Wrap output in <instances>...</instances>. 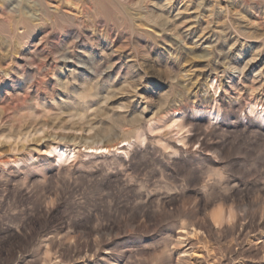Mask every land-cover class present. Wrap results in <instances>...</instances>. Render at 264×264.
Segmentation results:
<instances>
[{"label": "rangeland", "instance_id": "rangeland-1", "mask_svg": "<svg viewBox=\"0 0 264 264\" xmlns=\"http://www.w3.org/2000/svg\"><path fill=\"white\" fill-rule=\"evenodd\" d=\"M60 1L0 0V264H264V0Z\"/></svg>", "mask_w": 264, "mask_h": 264}, {"label": "bare ground", "instance_id": "bare-ground-1", "mask_svg": "<svg viewBox=\"0 0 264 264\" xmlns=\"http://www.w3.org/2000/svg\"><path fill=\"white\" fill-rule=\"evenodd\" d=\"M121 1V0H120ZM37 2V7H38V16H41L42 13H43V7H44V0H36ZM61 2V1H60ZM62 4H65L66 7H69V8H72L73 10L77 11V13H82L84 11V9L82 8V6L80 5V2L78 0H63L61 2ZM36 4V3H35ZM170 5V4H169ZM118 9V8H117ZM120 9V8H119ZM47 13V12H46ZM1 16H3L2 14H0ZM26 14L22 13V12H18V15L14 18H11V17H6V19L9 21V24L8 26H10V29L11 28H14L15 30H17L18 28L17 27H21V29H25L27 26H26V23H27V19L26 17L24 16ZM48 15V14H47ZM161 15V14H160ZM4 17V16H3ZM41 18H39L40 20ZM170 21V19L168 20ZM6 23V22H5ZM169 23V22H168ZM55 24V23H54ZM1 28V26H0ZM3 29V28H2ZM187 30V29H186ZM2 31V30H1ZM24 31V30H23ZM26 31V30H25ZM28 31V30H27ZM193 31V30H192ZM188 33V32H186ZM212 33V32H211ZM24 34V32L22 33ZM20 34V35H22ZM7 35V34H6ZM11 35V34H10ZM19 33H16V36H18ZM10 38V37H9ZM25 38V37H24ZM208 39V38H207ZM18 40V39H17ZM199 42V41H198ZM201 42V41H200ZM46 58V57H45ZM49 58V57H48ZM65 59V58H64ZM64 59H63V62H64ZM55 60V59H54ZM60 60V59H58ZM38 66V65H37ZM62 66V65H61ZM42 67V66H41ZM45 67V66H44ZM111 67V66H110ZM54 69V68H53ZM111 69V68H110ZM49 70V69H48ZM59 70V69H58ZM61 72V71H60ZM16 73V72H15ZM49 73V71H48ZM52 73V72H51ZM55 73V72H54ZM22 75V74H21ZM54 75V74H53ZM18 76V75H16ZM20 77V75H19ZM62 84V83H61ZM60 84V85H61ZM65 85V83H63ZM62 84V85H63ZM30 88V87H29ZM66 89V88H65ZM51 100V98H50ZM61 101V100H60ZM43 103V102H42ZM39 104V103H38ZM255 104V102H254ZM40 105V104H39ZM57 105V104H56ZM60 105V104H59ZM92 105V104H91ZM251 105V104H250ZM257 106V105H256ZM43 107V106H41ZM87 107V106H86ZM217 109V108H216ZM215 109V110H216ZM261 110H259L260 112L258 113V116H259V119H261L262 121V125L264 126V109L263 108H260ZM179 110V109H178ZM212 110V109H211ZM214 110V112H215ZM248 110V109H247ZM59 111V110H58ZM180 111V110H179ZM255 111H256V108L254 107H249V112L251 114H255ZM174 113V112H173ZM172 113V114H173ZM181 113L182 112H175V115L171 118V127H176L178 129V132L181 131V124H179V117L181 116ZM208 113L212 114L213 112L212 111H208ZM219 113V112H217ZM205 114H207V112H205ZM215 114V113H214ZM208 115V114H207ZM171 117V116H169ZM214 117V116H213ZM211 119V118H210ZM215 119V118H214ZM181 120V119H180ZM168 121V120H167ZM182 121V120H181ZM167 122V124L169 123ZM183 122V121H182ZM155 125V124H154ZM153 126V125H152ZM156 126V125H155ZM37 127V126H36ZM154 127V126H153ZM60 128V127H59ZM74 128V127H73ZM52 130V129H51ZM67 130V129H65ZM72 130V129H71ZM70 130V131H71ZM77 130V129H76ZM38 131V130H37ZM75 132V131H74ZM78 132V131H77ZM76 132V133H77ZM73 133V132H72ZM75 133V134H76ZM37 134H41L40 131L39 133ZM31 135V134H30ZM34 135V134H33ZM19 136V135H18ZM35 136V135H34ZM75 136V135H74ZM77 136V135H76ZM31 138V137H30ZM74 138V137H72ZM181 138V137H180ZM179 138V139H180ZM27 139V138H26ZM75 139H77L75 137ZM79 139V138H78ZM182 139V138H181ZM178 140L179 142V145H181V143L183 142L182 140ZM66 140V139H65ZM73 140V139H72ZM81 140V139H80ZM71 141V140H70ZM78 141V140H77ZM83 141V140H82ZM26 143V142H25ZM73 144V143H72ZM77 144V143H76ZM82 144V143H81ZM120 144V143H118ZM123 144L125 143H121L120 146L117 145L113 148H107V147H104V146H91V147H86L84 149L85 151V155L86 157H95V156H100V155H105V154H112V153H115V154H125V151H124V146ZM129 144V143H126V145ZM76 146V145H75ZM128 146V145H127ZM126 146V147H127ZM81 149V148H80ZM47 150V148H46ZM78 150V149H77ZM126 150V149H125ZM48 153V157H54L55 158V161L57 162V164H61V163H65V162H69L71 161L75 156H76V152L73 148H70L68 146H65V145H59V146H53L50 150L46 151ZM80 155V154H79ZM85 155H83L85 157ZM48 159V158H47ZM89 159V158H88ZM18 163H20L18 161ZM23 163V162H22ZM21 164V163H20ZM181 240V239H180ZM199 257V255H198Z\"/></svg>", "mask_w": 264, "mask_h": 264}]
</instances>
